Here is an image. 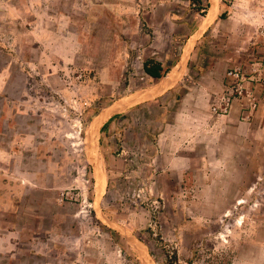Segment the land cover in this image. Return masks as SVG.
<instances>
[{
  "label": "rangeland",
  "instance_id": "1",
  "mask_svg": "<svg viewBox=\"0 0 264 264\" xmlns=\"http://www.w3.org/2000/svg\"><path fill=\"white\" fill-rule=\"evenodd\" d=\"M148 1L0 0V264H264V165H185L171 113L120 105L149 96L144 45L155 26L168 37ZM218 1L204 51L225 45L253 67L264 0ZM169 3L154 23L215 18Z\"/></svg>",
  "mask_w": 264,
  "mask_h": 264
},
{
  "label": "crops",
  "instance_id": "2",
  "mask_svg": "<svg viewBox=\"0 0 264 264\" xmlns=\"http://www.w3.org/2000/svg\"><path fill=\"white\" fill-rule=\"evenodd\" d=\"M148 2L147 6L151 7L152 12L149 13L152 17L145 20L153 26L167 25L169 31L167 28L166 36L168 37L163 38L159 28L156 26L153 28L152 34H149V41L144 45L142 60V70L144 76L148 78L150 94L140 103L128 97L124 103H120L121 107H124L127 112L135 106L146 104H151L155 108L159 107L161 112L157 120L162 123H164L165 115L171 113L173 117L168 121L165 119V122L173 133L176 131L174 136L177 137L178 144L182 145V142H185V147L183 146L185 156L181 157L185 165H254V163L264 165V158H259V153L264 150V86L259 81L260 75L253 73V67L260 66L261 61H254L253 67L250 66L246 62L249 59L248 54L244 55L240 61L246 62L245 68L250 77L246 80V85L255 92L259 100L258 109L253 111V119L250 122L240 120L239 102H236L235 110L229 116L214 114L211 111V105L220 100L227 88V72L239 63V59L234 53L227 51L225 45L222 50L214 54L204 51L206 38L199 33L205 29L210 32L217 29L216 26L222 22L219 20L222 8L217 7L215 18L202 28L204 22L196 20L192 23L178 19L171 10L165 11L161 22L154 23L153 17L159 6H170V0H149ZM213 5V1L210 0L209 12ZM250 20L243 22H248L250 26L259 23V21L256 23L255 19ZM178 25H184L187 31L178 32L174 29ZM250 29L249 37L253 38L254 31ZM198 34L199 37L192 41ZM178 41L179 49L176 47ZM172 45L176 47L173 51ZM148 58L158 60L164 66H171V69L162 78H151L144 72V62ZM116 106L113 103L104 107L95 114L94 118H99L105 111ZM167 107H170L169 112L165 109ZM116 110L118 109H113V113L102 120V128L112 121L113 116L118 112ZM173 141L176 142V139ZM257 244L264 247V241H257ZM104 261V264H109L107 255ZM88 264L96 263L88 261Z\"/></svg>",
  "mask_w": 264,
  "mask_h": 264
},
{
  "label": "built area",
  "instance_id": "3",
  "mask_svg": "<svg viewBox=\"0 0 264 264\" xmlns=\"http://www.w3.org/2000/svg\"><path fill=\"white\" fill-rule=\"evenodd\" d=\"M264 35V33H263ZM261 65L264 68V53L261 57ZM253 73L259 74V81L264 86V71L254 66ZM227 88L220 100L213 105V111L218 115H227L234 108L235 102H241L244 108L245 120H250L252 112L259 107V100L255 92L246 85L249 74L244 66L232 67L227 72Z\"/></svg>",
  "mask_w": 264,
  "mask_h": 264
},
{
  "label": "trees",
  "instance_id": "4",
  "mask_svg": "<svg viewBox=\"0 0 264 264\" xmlns=\"http://www.w3.org/2000/svg\"><path fill=\"white\" fill-rule=\"evenodd\" d=\"M196 3V5H199L198 8L201 11L202 15H206L210 6L209 0L206 1L205 6H202L201 0H193V4ZM225 13H223L220 17H224ZM171 69V66H164L163 63H161L158 60L148 58L144 62V72L149 77L154 79H159L165 76L169 70Z\"/></svg>",
  "mask_w": 264,
  "mask_h": 264
},
{
  "label": "bare ground",
  "instance_id": "5",
  "mask_svg": "<svg viewBox=\"0 0 264 264\" xmlns=\"http://www.w3.org/2000/svg\"><path fill=\"white\" fill-rule=\"evenodd\" d=\"M213 1V3H214V7H212V9H211V11L209 12V14H208V20L209 19H212L215 15H216V13H217V7H218V3H219V1L218 0H212ZM140 253V252H139Z\"/></svg>",
  "mask_w": 264,
  "mask_h": 264
},
{
  "label": "water",
  "instance_id": "6",
  "mask_svg": "<svg viewBox=\"0 0 264 264\" xmlns=\"http://www.w3.org/2000/svg\"><path fill=\"white\" fill-rule=\"evenodd\" d=\"M209 2H210V0H209Z\"/></svg>",
  "mask_w": 264,
  "mask_h": 264
}]
</instances>
